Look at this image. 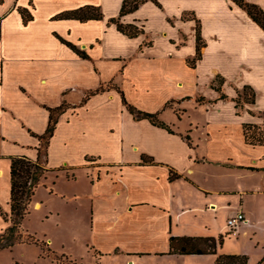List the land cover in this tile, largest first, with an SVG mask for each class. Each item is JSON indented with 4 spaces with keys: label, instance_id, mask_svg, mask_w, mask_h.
<instances>
[{
    "label": "crops",
    "instance_id": "0c3cea01",
    "mask_svg": "<svg viewBox=\"0 0 264 264\" xmlns=\"http://www.w3.org/2000/svg\"><path fill=\"white\" fill-rule=\"evenodd\" d=\"M69 1L66 8L45 14L41 13L37 0L0 3V194L6 177L5 188L10 191L4 211L10 212L11 208V157L28 156L37 160L40 141L31 132L44 134L50 121L48 108H57L66 102L69 108L60 116L51 139L49 167L53 170L64 167L73 172L74 179L67 173L61 176L70 183L76 184L77 179L85 177L90 190L87 198L91 211L87 254L80 253L79 259L73 261L78 264H146L157 258L163 264H169L172 259L188 261L198 257L210 259L209 264H215L217 255L213 254H171V237L219 239L223 236L225 241L218 247V254L247 255L249 264L258 263L264 258V252L255 263L251 256L257 255L258 248L263 246L259 240L264 235V218L254 215L246 203L259 201L264 206V146L247 142L244 125L264 124V29L232 0H177L175 3L180 10L176 17L185 12L195 13L202 22V33L207 42L203 59L193 70L198 75L195 86L201 78L207 77L209 89L206 95L199 94L193 100L187 92V83L179 74L180 62L176 56V52L187 45H180L174 28L166 34L169 48L165 54L150 53L155 45L153 42L152 46H145L146 34L137 38L142 39L140 46L127 56V62L119 69L128 83L122 87L116 82L114 70L107 79L102 65L106 60L102 54H94L107 32L90 39L76 32V28L86 25L95 29L94 24L104 19L86 22L54 19L65 11L87 5L103 7V3L101 0ZM123 1L119 3L120 10ZM246 1L264 10V0ZM15 2L18 7L28 8L32 21L24 22L19 10L13 8ZM38 15H46L48 21H60L65 28L51 29L44 36L36 27ZM127 16L123 17L125 23L130 21ZM106 17L105 30L110 28L122 38L136 39L109 25L112 17ZM194 23L181 21L180 26L190 31L189 41L190 36L194 37V42L191 39L192 52L184 60L186 67H189V57L196 55ZM14 27L20 28L19 33L12 32ZM20 30L29 31V36L31 30L37 31L41 35V45L49 36L51 48L43 46L40 50L41 46L37 44L35 54L39 58H53L49 62L39 60L36 63L34 59L30 61L34 65L29 66L21 52L10 57L12 53L6 50L8 46L2 43L19 35L23 39ZM38 33L31 37L34 38L31 42L40 40ZM55 34L86 50L90 58H81ZM122 58L119 56L114 60L121 61ZM218 75L226 81L223 87L228 95L226 100H219L221 94L211 87ZM111 83L120 86L129 103L139 109L162 111L163 115L170 102L189 112V104L195 101L197 105L198 99L204 97V103L199 106L208 105V112L214 116L209 121L191 124V130L189 126L181 130V120L165 121L175 131L173 134L148 120H134L117 89L92 95L84 103L93 91ZM245 86L255 90L256 102L244 103L243 109H237L233 100ZM229 102L239 121L222 117ZM188 132L191 143L185 139ZM143 155L153 157L155 162L144 164ZM87 157L101 165L90 167ZM172 172L176 174L175 179H171ZM57 178L49 177L37 190V194L41 189L46 192V202L54 199L51 188L56 187L54 181ZM61 179L57 190L54 189L58 194L66 193ZM76 196L74 193L69 195L71 198ZM44 203L33 199L31 210L38 205L42 210ZM241 212L246 216V223L236 234H228V219ZM6 224L7 227L10 225ZM232 239L247 248L224 252L223 246Z\"/></svg>",
    "mask_w": 264,
    "mask_h": 264
},
{
    "label": "rangeland",
    "instance_id": "374dc122",
    "mask_svg": "<svg viewBox=\"0 0 264 264\" xmlns=\"http://www.w3.org/2000/svg\"><path fill=\"white\" fill-rule=\"evenodd\" d=\"M4 1L5 0H0V3H3ZM37 1L40 3L42 14L51 13L53 11L66 8L67 6H69V2H70L69 0H37ZM120 1L121 0H101V2L103 3V7L102 6H97V7H100L101 10L103 11L105 15L104 20L102 22L95 23L94 24L95 29L93 28L90 29L89 25H86L80 28H76V32L78 33V35L80 33L83 34L84 37L87 39H90L93 36L98 37L100 35H103L104 32H107V35H104L103 38L101 39V44L97 45V51H95L94 54L96 53L102 54L103 58L106 60L102 62V65L105 68L104 70H106L107 79L113 75L112 71L114 70L117 74L116 82L122 87H124L123 84L126 85L128 84L127 78H125L124 76H122L121 73H119V69L121 68L122 64L124 65L127 62V60H125L127 59V56L129 57L134 52L137 51L138 47L142 42V39L136 38L134 40L131 39L128 40L122 38V36L116 34L110 28L108 30H105V21L107 19L106 16L109 17L118 16L120 11L119 9ZM156 1L158 3L162 2L165 7L162 8L159 5H157L155 3V0H145V3L139 8V10H137L136 13L134 12L127 16L126 19L130 20L128 23L137 24L139 26L145 27V31H146V35L144 38L145 46H148L150 42L152 43V45L154 42L155 45L150 52L152 54H165L168 52L167 51L169 48L167 45L168 36L166 34H169L172 30L171 28H174L175 32L178 34L180 45L181 46L187 45L185 49L176 52V56L179 58V62H180L179 74L181 75L182 79L187 83V89H188L187 92H189L190 95L194 97L193 100H195V97L198 96L199 94L206 95L207 94L206 92L209 89L208 78L207 77L204 79L201 78L199 85L195 86L194 80L195 77H197L198 75L195 73L193 69L186 67L184 63L185 58H187L192 52L194 37L190 36V41H189L190 31L185 29V27L180 28V26H181V21H186L187 19H189L193 12H185L182 14L181 17L177 18L180 10L179 6L176 5L175 3L177 2V0H156ZM13 8L17 10L23 9L22 7H18L16 2L14 3ZM24 9L28 10V8H24ZM46 18H47L46 15H42V16L38 15V22L36 27L38 30H40L42 35L44 36L46 34L48 35L51 29L60 30L62 28H65L64 23L60 21H48ZM140 20H143V22H140ZM167 22H169V25L167 24ZM195 26H196V22L193 24L194 30L196 28ZM19 29L20 28L14 27V29H12V32L19 33ZM20 31L23 35V39L21 38V35H19L18 37H13V38L9 37L2 43L3 45L8 46L6 50L9 53H12L9 54L10 57L14 56L15 55L14 53L21 52L23 53V60L26 59V63L29 66L34 65V63H30V61L34 59L36 63L39 60L44 62H49L50 59L53 58L50 56H44L39 58L36 57L38 55L35 54L36 47L38 46L37 44L41 46L40 50L42 49L43 46L47 48H51V40L49 36L45 44L41 45V35L37 31L33 32V30H31V36H29V31H25V30H20ZM36 33H38L40 40L36 42H31L34 40V38L32 39L31 37L36 35ZM89 33L92 34L94 33V34L91 36ZM191 39L193 40V42L191 41ZM173 43L176 42L173 40ZM78 49L80 48L78 47ZM143 49L144 52L146 53L148 52L146 51L147 48H143ZM80 50L86 52V50L83 49ZM170 55H172V53ZM119 56L121 57L123 56L121 61L114 60V59H119ZM194 56L195 54L189 57V59L194 58ZM216 82L217 84H219V80ZM111 85L114 84L111 83ZM237 97H235V99ZM243 97L244 96L240 98L242 104L244 100ZM200 103H204V102H199L196 105L195 101H193V103H190L188 106L189 112L187 109L186 112L185 108H182L175 103L170 104V102H168L167 103V105L169 104V107L167 108L168 110L163 115L161 114L160 118L163 121L181 120L182 121L181 130H184V126L185 128L189 126V130H191L192 129L191 124L195 125L199 121H209L214 116L213 113L208 112V108H207L208 105L199 106ZM137 109H139L138 106ZM139 110L146 111L141 108ZM146 112H150V111H146ZM151 113H155V112H151ZM235 113L236 111H234V107L232 106V103L229 102L226 105L224 111L222 112V117L228 121H239V117L236 116ZM133 119L136 121H142L137 116H134ZM185 139L189 143H191L190 132L186 133ZM87 165H89L90 167H94V166L97 167L100 166L101 163L99 162L97 163V160H92L89 161ZM66 173L69 178L71 179L75 178L73 175H71L73 172L67 170H63L60 172L55 171L54 173H50L48 178L49 177L52 178L54 176L58 177L55 180L58 185V183H60L59 178L61 179L62 174H66ZM90 179L91 178H89V180ZM61 180H62V185L65 188L64 192H66L67 194L66 193L58 194V192L55 191L57 190L56 189L57 185L56 187L51 188V190H53V192L51 193H53L54 199H52L50 202L45 201L44 193L46 192H44L42 189L38 194L36 193V195L34 196V201L35 200L44 201L45 202L44 208L42 210H39L40 208L32 209L29 216H27V219L23 226L24 228H22L21 231L22 234L25 236L30 234L37 237L40 240L47 241V243L50 245L49 247L53 251H55L58 256L67 255L68 257H70V260H78L80 257L78 255L80 253L83 252L84 254H87L88 251L87 245L90 243L88 232H89V220L91 218V211L89 210L90 203H89V199L87 198V195L90 193V190L88 188L84 176H81L80 180L77 179L78 182L76 184H74V182L70 183L68 179H64V180L61 179ZM44 181L41 186H43ZM5 184H7V177H6V182H4L3 185H1L0 207L3 210L5 209V206L8 203V195L10 193V191H7V188H5ZM73 193L74 195L77 196L75 198L69 197V195ZM64 195L66 196L64 197ZM247 206L250 207V210L253 211L254 215L258 214V216H262L264 218V210H262L264 206L260 205L259 201L257 202L248 201L246 203V207ZM39 207H41V205H39ZM261 212L262 215H260ZM6 223L9 222H6L3 216L0 214V230L4 229L3 231H5L10 226L9 225L7 227ZM1 232L2 231H0V233ZM228 234H236V233L228 230ZM260 239L261 240H259V242H261L263 246H260L258 248L259 251L256 252L257 255L251 256L252 259L251 261L253 263H255V261H258V257L261 254V252H264L263 250L264 235ZM236 248L238 249L242 248L243 250L244 248H247V246L241 244V242H237L235 239H232L230 242L226 243L223 246V250L224 252L226 251V253L230 252L231 250H236ZM51 256H47L44 253V251L36 245L18 244L12 248L0 252V264H58L54 259L56 258V255L51 254ZM186 260H184L183 258L178 260L172 259L171 261H169V264H188L194 262L195 264H209L210 261H212L210 259L209 260L201 259L198 257L197 258L195 257V259L190 258L188 259V261ZM259 263L263 264L264 258L263 259L261 258L259 262L255 264H259ZM146 264H163V263L160 262L157 258H153Z\"/></svg>",
    "mask_w": 264,
    "mask_h": 264
},
{
    "label": "trees",
    "instance_id": "16d2710c",
    "mask_svg": "<svg viewBox=\"0 0 264 264\" xmlns=\"http://www.w3.org/2000/svg\"><path fill=\"white\" fill-rule=\"evenodd\" d=\"M238 7L245 10L249 16L264 29V10L256 5L247 2L246 0H232ZM145 3V0H124L120 13L116 17L109 19V25L116 26L117 30L129 38H138L146 34L145 27L137 24L123 22V17L136 12ZM155 3L163 8L161 3L155 0ZM22 15L24 22L28 23L33 20L32 14L27 9L19 10ZM105 17L100 7L94 5H87L71 11L62 12L54 17L55 20H69L75 19L82 22L90 20H103ZM185 18V17H184ZM187 20L196 22V55L194 58L188 60V66L192 69L197 67L200 60L203 59V51L207 47V42L203 37L202 33V22L197 18L195 13H192L191 17ZM56 37L69 48H71L77 55L83 59H89L90 56L78 49V47L70 41H67L63 37L55 34ZM2 36V20H0V39ZM148 46H152L150 42ZM219 80V84L216 81ZM225 79L221 75L216 77V80L212 83V88L221 94L219 100L228 99V95L223 91ZM112 88L117 89L121 94L123 104L127 107V110L133 115L140 118V120H148L153 125L161 127L170 133L175 134L171 125L163 121L160 118L161 112L155 113L141 111L137 107L129 103L126 93L120 86L109 84L108 86H102L97 90L93 91L84 100V103L90 98V96L99 94ZM243 97L244 103H255L256 92L250 86H245L242 93H239L238 97L234 99L236 102L237 109H243L244 106L240 101ZM205 101L202 97L199 102ZM171 104V103H170ZM169 107V104L166 108ZM67 103L57 108H48L50 112V121L44 134H31L37 137L40 141L38 149V158L33 160L28 156H14L11 157V197H10V212H5L0 207V214L3 216L6 222L10 223V226L0 233V252L9 248L14 247L17 244H30L40 247L47 256L51 254L56 255L55 261L58 264H78L77 262L70 260L66 255L58 256L53 251L45 240H40L33 235H23L22 225L26 217L31 213V205L33 203L34 196L37 190L42 185L44 180L48 179V176L53 171H63L66 168L61 167L53 170L49 167V148L51 139L53 138L59 118L68 110ZM264 118V112H263ZM244 133L248 143L252 145H263L264 146V124H245ZM95 160L94 158L87 157V161ZM153 157L143 155L144 164L154 163ZM176 174L172 172L171 179H175ZM56 181H54V184ZM53 192V190H51ZM224 243V237L221 236L219 239L209 238H176L171 237V254L181 255H217L215 264H249V257L247 255L237 254H218V247ZM52 257V256H51ZM261 264V263H259Z\"/></svg>",
    "mask_w": 264,
    "mask_h": 264
},
{
    "label": "built area",
    "instance_id": "2783aa9c",
    "mask_svg": "<svg viewBox=\"0 0 264 264\" xmlns=\"http://www.w3.org/2000/svg\"><path fill=\"white\" fill-rule=\"evenodd\" d=\"M247 219L246 216L243 212L238 213L236 216H233L231 218L228 219L227 221V226L229 228V231H233L235 233H237L238 228L246 223Z\"/></svg>",
    "mask_w": 264,
    "mask_h": 264
},
{
    "label": "bare ground",
    "instance_id": "6f19581e",
    "mask_svg": "<svg viewBox=\"0 0 264 264\" xmlns=\"http://www.w3.org/2000/svg\"><path fill=\"white\" fill-rule=\"evenodd\" d=\"M37 208H40V207H39V205H38V207H37Z\"/></svg>",
    "mask_w": 264,
    "mask_h": 264
}]
</instances>
